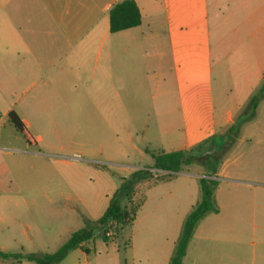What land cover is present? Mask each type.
<instances>
[{
	"label": "rangeland",
	"instance_id": "obj_1",
	"mask_svg": "<svg viewBox=\"0 0 264 264\" xmlns=\"http://www.w3.org/2000/svg\"><path fill=\"white\" fill-rule=\"evenodd\" d=\"M230 70L223 67L222 74L226 77ZM41 86L0 80V246H7L8 253L53 254L73 233L88 228L94 239L60 264H164L173 230L181 235L185 219L202 199L200 180L211 179L218 183L215 195L221 213L203 221L212 238L209 253L217 255L218 264L237 253L241 260L242 254L264 255V191H255L264 188V98L253 119L250 111L259 88L245 99L229 132L204 141L201 151L198 146L191 150L202 164L183 167L170 181H157L143 191L135 187L132 195L136 192L138 199L132 201L127 193L132 173L154 169V156L175 149L179 142L166 143L156 113L144 132L147 114L137 104L140 100L129 94L125 110L115 91L110 126L103 121L104 106L94 113L83 96L69 100L68 109L60 106L41 115L32 104ZM224 86L232 88L230 82ZM236 86L242 89L245 84ZM8 109L18 114L24 133L8 119ZM39 138L42 141L36 143ZM152 173L157 180L168 178L160 170ZM119 189L121 204L128 210L141 207L143 198L148 202L130 225H113L105 242L97 221ZM168 227L171 240H166Z\"/></svg>",
	"mask_w": 264,
	"mask_h": 264
},
{
	"label": "crops",
	"instance_id": "obj_2",
	"mask_svg": "<svg viewBox=\"0 0 264 264\" xmlns=\"http://www.w3.org/2000/svg\"><path fill=\"white\" fill-rule=\"evenodd\" d=\"M134 1L141 26L113 34L114 0H0V80L41 83L32 103L41 115L60 106L68 109L69 100L86 97L94 113L104 106L103 121L108 125L112 91L125 110L130 94L147 114L144 132L156 113L166 143L179 142L165 153L191 151L229 132L245 99L264 85V0ZM228 66L231 70L225 77L222 69ZM226 82L231 89H225ZM240 82L245 84L242 89L236 86ZM12 112L16 113L8 109V117ZM170 180L154 175L136 188L143 191L157 181ZM255 191L260 195L264 188ZM137 199L135 192L132 201ZM140 202L138 210L148 199ZM220 213L219 208L213 215ZM204 220L183 264H218L217 255L209 253L212 238ZM169 231L170 227L166 240H171ZM173 231L164 264H169L180 236ZM0 250L9 252L7 246ZM242 255V260L238 253L221 258L219 264H258V259L264 264V255ZM26 262L0 260V264Z\"/></svg>",
	"mask_w": 264,
	"mask_h": 264
},
{
	"label": "trees",
	"instance_id": "obj_3",
	"mask_svg": "<svg viewBox=\"0 0 264 264\" xmlns=\"http://www.w3.org/2000/svg\"><path fill=\"white\" fill-rule=\"evenodd\" d=\"M142 16L134 0H123L114 5L110 12V27L111 33L116 34L132 28L141 26ZM264 98V85L260 90V94L254 97L250 102L251 119L256 115V110L260 101ZM1 117V115H0ZM10 121L15 127L24 133V125L19 116L12 112L9 114ZM201 151L202 146L197 147ZM192 151H177L154 156L156 165L154 169L169 173L165 177H171V174L180 173L183 167L191 166L194 163H203L200 158L191 155ZM153 177L152 169L136 171L131 180L128 182L131 185V191L127 192L133 196L135 187L144 180ZM127 185V182L125 183ZM217 181L211 179H201L200 187L202 192L201 201L193 208L191 213L185 220L182 233L178 238L169 264H183L187 255L189 245L195 235L200 222L211 214H218L219 208L215 199ZM123 189L117 190L110 200L109 206L101 218L97 221L98 227L102 231V238L105 242L109 241L108 231L113 227L130 225L136 218L138 207L131 209L124 208L121 204ZM94 239V231L92 229H81L72 234L71 238L57 252L46 254L42 257L35 255L11 254L0 250V260L33 262L36 264H60L67 256L82 247L87 242Z\"/></svg>",
	"mask_w": 264,
	"mask_h": 264
},
{
	"label": "built area",
	"instance_id": "obj_4",
	"mask_svg": "<svg viewBox=\"0 0 264 264\" xmlns=\"http://www.w3.org/2000/svg\"><path fill=\"white\" fill-rule=\"evenodd\" d=\"M123 0H114V2L117 4V3H120V2H122ZM109 233H108V237H109Z\"/></svg>",
	"mask_w": 264,
	"mask_h": 264
}]
</instances>
